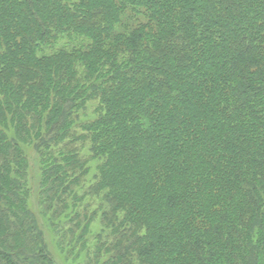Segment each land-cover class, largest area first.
Listing matches in <instances>:
<instances>
[{
    "label": "trees",
    "instance_id": "trees-1",
    "mask_svg": "<svg viewBox=\"0 0 264 264\" xmlns=\"http://www.w3.org/2000/svg\"><path fill=\"white\" fill-rule=\"evenodd\" d=\"M264 264V0H0V264Z\"/></svg>",
    "mask_w": 264,
    "mask_h": 264
},
{
    "label": "rangeland",
    "instance_id": "rangeland-1",
    "mask_svg": "<svg viewBox=\"0 0 264 264\" xmlns=\"http://www.w3.org/2000/svg\"><path fill=\"white\" fill-rule=\"evenodd\" d=\"M34 176L36 177V179H34L35 180L34 190L32 197L30 199L29 207L37 217L39 226L43 231L44 240L49 253L51 254L56 264H82L85 261V259L81 258L79 261L74 262L73 260L75 259H70V258L68 259L67 256L62 253L61 249L58 246L57 238L51 228V225L49 224L48 220L43 218L40 214V210L38 208V199H37V195L39 191L37 188L39 184L38 183L39 176H38V166L36 163H35Z\"/></svg>",
    "mask_w": 264,
    "mask_h": 264
}]
</instances>
